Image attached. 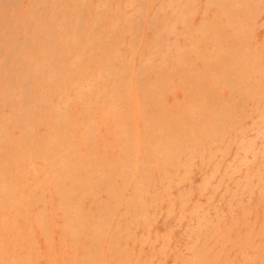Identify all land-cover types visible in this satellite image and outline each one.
I'll return each mask as SVG.
<instances>
[{"label":"rangeland","instance_id":"374dc122","mask_svg":"<svg viewBox=\"0 0 264 264\" xmlns=\"http://www.w3.org/2000/svg\"><path fill=\"white\" fill-rule=\"evenodd\" d=\"M0 264H264V0H0Z\"/></svg>","mask_w":264,"mask_h":264}]
</instances>
